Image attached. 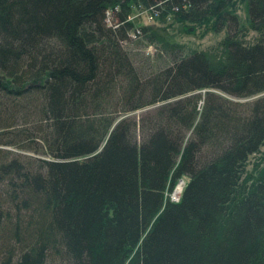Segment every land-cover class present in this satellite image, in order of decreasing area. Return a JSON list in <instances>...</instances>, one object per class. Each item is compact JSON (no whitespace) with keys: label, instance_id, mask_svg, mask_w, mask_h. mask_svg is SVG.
Here are the masks:
<instances>
[{"label":"trees","instance_id":"16d2710c","mask_svg":"<svg viewBox=\"0 0 264 264\" xmlns=\"http://www.w3.org/2000/svg\"><path fill=\"white\" fill-rule=\"evenodd\" d=\"M138 1L0 0V144L37 155L0 154V264H264V0L246 27L238 0L164 3L226 33L185 53L141 27L150 75L122 45Z\"/></svg>","mask_w":264,"mask_h":264},{"label":"rangeland","instance_id":"374dc122","mask_svg":"<svg viewBox=\"0 0 264 264\" xmlns=\"http://www.w3.org/2000/svg\"><path fill=\"white\" fill-rule=\"evenodd\" d=\"M132 13H131L132 15L136 16L135 24H137L138 16L143 17V15L139 14L138 12H134V10H132ZM236 14L238 16L240 25L243 27H246L247 26V10H246L245 3L242 2L241 0H238L236 2ZM203 21L205 20L202 19L201 20L202 23L198 25L195 24L196 29L193 32L186 31V26H188L189 23L186 24V23H180L177 21H173V18H169L167 22L157 21L153 25H151V28L156 33H158L161 38L167 39L171 43H177L183 46L185 53H188L191 51H207L208 53H210L211 51H218L216 49L217 44L225 36L226 32L225 30H222L219 32H212L210 30H206L205 29L206 25L205 23H203ZM241 38L244 39L245 43L250 44L254 41L255 33L251 31H247L241 34ZM150 44L152 46H149V42L147 43L143 35L140 38L122 42V45L125 51H127L129 55L133 58L135 66L144 75H150L154 72H157L158 70L164 68L166 65L170 63L168 59L169 57L168 53L162 50L159 43L152 42ZM223 96H226V95L223 94ZM226 97L232 100H235V101H240V102L252 101L254 99L253 97L247 98V99H236V98L229 97V96H226ZM149 109L150 108L137 110L135 113H132L131 115H135L138 117L146 113V111ZM14 130H17V128H15ZM9 139L12 140L13 143L18 144L19 146H22V145L27 146V145L33 144L32 142L30 143V141L28 142L19 141L15 137L13 138L10 137ZM0 140H2V142L6 141V139L2 137H0ZM0 150L2 151L0 154L4 155L6 159L18 158L21 161H25L26 160L25 157L37 156L33 154L32 152L18 149V147L14 145L0 144ZM249 168H251V165H249ZM181 180L184 185L186 179L183 178ZM3 189H4L3 184L0 182V195ZM179 196H180V193H177L175 196L171 194V199L178 200ZM47 264H64V263L55 261L52 263L47 262Z\"/></svg>","mask_w":264,"mask_h":264},{"label":"bare ground","instance_id":"6f19581e","mask_svg":"<svg viewBox=\"0 0 264 264\" xmlns=\"http://www.w3.org/2000/svg\"><path fill=\"white\" fill-rule=\"evenodd\" d=\"M168 2H171V0H161L155 4L156 5L155 8L152 7L155 5H144L140 2V0L137 3H135L132 10H134V12H138V13H139V11L148 9V7L150 6L149 12H148V14L150 15V18L146 19L144 16L143 17L138 16V19H137L138 23L132 29H130L128 31V34H127L128 38L127 39L132 40V39L140 38L143 35L141 27H151V25H153L157 21L167 22L169 20V18H173V15H174L173 13H166V14H164V18H161L162 14H163L162 9L164 8L163 5H165L164 3H168ZM177 3H181V4H175L171 10H174L175 7H177V10H174V11H177V12H180V11L190 12V11H192V8L194 9V7L192 6V3L188 0H179V2H177ZM116 9L117 8H115L114 10H116ZM132 14L128 15L127 21H132L133 23H135L136 22V18H135L136 16H134ZM106 23L109 26H111L112 24L115 23V21H113L109 12H107V15H106ZM114 26L116 27V24L113 25L112 27H114ZM149 46H152V45L149 43ZM130 58H131V60H133L132 57H130ZM256 97H258V96H255V97L253 96V98H256ZM243 102H246V101H243ZM144 109H146V108H144ZM139 110H141V109H139ZM194 126H195V123L191 126L189 131L193 130ZM100 150H101V148L96 150L94 153L90 154V156L95 155ZM182 185H183V183L181 180L178 182L176 189L172 193L173 196H175L177 193H181V190L184 186V185L183 186ZM174 201H177V200H174Z\"/></svg>","mask_w":264,"mask_h":264},{"label":"built area","instance_id":"2783aa9c","mask_svg":"<svg viewBox=\"0 0 264 264\" xmlns=\"http://www.w3.org/2000/svg\"><path fill=\"white\" fill-rule=\"evenodd\" d=\"M149 7H150V6H149ZM149 7H148V9H146V10L139 11V14H142L146 19H147V18H150V15L148 14V12H149ZM152 7L155 8L156 5H155V6H152ZM174 10H177V7H175ZM174 10H173V11H174ZM174 12H177V11H174Z\"/></svg>","mask_w":264,"mask_h":264}]
</instances>
